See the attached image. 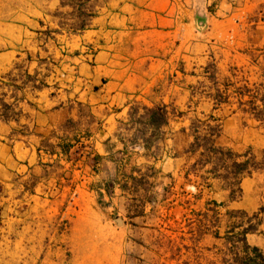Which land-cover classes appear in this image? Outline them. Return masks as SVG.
Returning <instances> with one entry per match:
<instances>
[{
    "label": "crops",
    "instance_id": "obj_1",
    "mask_svg": "<svg viewBox=\"0 0 264 264\" xmlns=\"http://www.w3.org/2000/svg\"><path fill=\"white\" fill-rule=\"evenodd\" d=\"M243 87L264 0H0V264H264Z\"/></svg>",
    "mask_w": 264,
    "mask_h": 264
},
{
    "label": "trees",
    "instance_id": "obj_2",
    "mask_svg": "<svg viewBox=\"0 0 264 264\" xmlns=\"http://www.w3.org/2000/svg\"><path fill=\"white\" fill-rule=\"evenodd\" d=\"M71 2L78 1V0H68ZM79 2V1H78ZM74 3H70V5H73ZM239 94H246L251 96V99L248 101V108L250 114L253 116V118L260 123V125L264 128V94H262L259 98V91L257 89H249L247 87L241 88L239 90ZM262 103V107L259 108L257 105V102ZM214 133L215 130H212ZM215 153L219 154L221 159H223V168H224V174L221 176V178L230 186L231 188V198H234L235 194H239V183L245 175H250L252 172L264 169V155L261 159V161H256L253 157H247L244 156V160L239 161L238 159L241 158L240 156H237L230 151L223 150V149H212ZM225 162H229L226 163ZM253 231L252 227L245 228L241 231L239 234L241 237H244V235L248 232Z\"/></svg>",
    "mask_w": 264,
    "mask_h": 264
},
{
    "label": "rangeland",
    "instance_id": "obj_3",
    "mask_svg": "<svg viewBox=\"0 0 264 264\" xmlns=\"http://www.w3.org/2000/svg\"><path fill=\"white\" fill-rule=\"evenodd\" d=\"M78 1H81V0H78ZM250 156H251V155H250ZM250 156H247V157H250ZM251 157H252V156H251ZM238 160H239V161H242V160H244V158H239ZM228 163H229V162H228ZM239 193H240V192H239ZM238 196H239V194L237 193V194L234 195V198H237ZM232 198H233V197H232ZM234 198H233V199H234ZM249 227H250V226H249ZM247 228H248V227H247Z\"/></svg>",
    "mask_w": 264,
    "mask_h": 264
}]
</instances>
